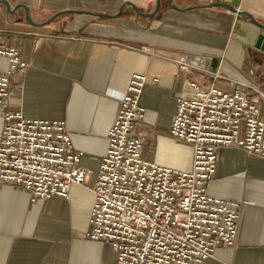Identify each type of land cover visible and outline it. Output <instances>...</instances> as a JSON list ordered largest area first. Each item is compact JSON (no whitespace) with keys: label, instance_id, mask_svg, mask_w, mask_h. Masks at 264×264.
Here are the masks:
<instances>
[{"label":"crops","instance_id":"crops-1","mask_svg":"<svg viewBox=\"0 0 264 264\" xmlns=\"http://www.w3.org/2000/svg\"><path fill=\"white\" fill-rule=\"evenodd\" d=\"M0 44L14 46L24 69L11 76L8 105L30 118L63 120L81 164L94 173L131 77L145 74L146 108L138 130L143 156L190 170L191 144L170 134L180 97L191 83L251 89L264 121V0H6ZM22 5L21 7H19ZM19 7V8H18ZM8 61L0 58V68ZM3 120L0 117V135ZM211 195L242 203L234 245L207 264H264V157L220 147ZM94 193L73 184L69 197L32 201L0 180V264H117L109 244L87 236Z\"/></svg>","mask_w":264,"mask_h":264},{"label":"built area","instance_id":"built-area-1","mask_svg":"<svg viewBox=\"0 0 264 264\" xmlns=\"http://www.w3.org/2000/svg\"><path fill=\"white\" fill-rule=\"evenodd\" d=\"M0 180L27 190L32 201L69 197L73 184L94 193L87 236L110 245L117 264H207L221 246L235 243L242 203L211 195L220 147H241L264 157V121L251 89L231 90L192 82L196 92L177 101L170 134L193 147L190 170L143 156L138 130L146 108L140 97L148 82L134 74L115 121L108 148L94 173L81 164L63 120L30 118L8 105L11 76L24 69L14 46L0 44Z\"/></svg>","mask_w":264,"mask_h":264},{"label":"water","instance_id":"water-1","mask_svg":"<svg viewBox=\"0 0 264 264\" xmlns=\"http://www.w3.org/2000/svg\"><path fill=\"white\" fill-rule=\"evenodd\" d=\"M0 3H4L10 8L9 3L6 0H0ZM218 4H227V5H229L231 10L239 12V13L242 12L238 9V7L240 5V0H220V2ZM21 6L22 5H20L19 7H21ZM256 47L264 52V35L260 36V39L258 40Z\"/></svg>","mask_w":264,"mask_h":264}]
</instances>
